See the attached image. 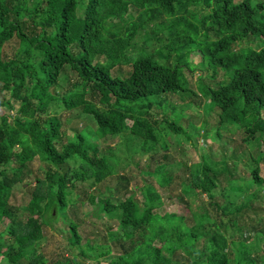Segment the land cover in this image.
I'll return each instance as SVG.
<instances>
[{
	"label": "trees",
	"instance_id": "trees-1",
	"mask_svg": "<svg viewBox=\"0 0 264 264\" xmlns=\"http://www.w3.org/2000/svg\"><path fill=\"white\" fill-rule=\"evenodd\" d=\"M198 18L197 24L192 22ZM139 32L144 33L146 45L160 34L165 43L149 53L138 49L128 55ZM203 33L219 36L214 48L205 51L211 54L214 69L225 67V82L211 87L200 77V96L208 97L215 108L219 130L227 122L236 124L239 127L233 131H240L244 147L250 151L255 147L250 180L245 185L229 172L234 166L229 160L212 161L221 166V170H213L209 154L186 166V178L173 176L167 155H161L165 161H154V150H168L163 123L170 131L187 135L160 108L162 99L166 105L173 98L188 105L181 97L189 90L181 67L189 70V63L182 53L175 54V65H161L152 56L167 52L170 59L175 45L195 42ZM247 39L264 42L262 2L0 0V216L9 221L3 251L8 263L48 264L41 253L43 226L52 228L60 216L67 219L76 204V195L71 197L76 182L97 188L114 177L124 161L117 153L101 156L85 131L65 141L62 120L54 110L59 105L92 116L98 135L122 139L127 156L145 153L150 163L141 167L142 172L162 187L170 189L177 183L182 195L189 198L184 207L190 215L161 213L164 199L149 183L140 184L142 199L124 184L129 195L116 205L112 195L90 198L92 203L100 202L108 216L120 217L119 230H111L103 242L94 238L82 246L69 220L68 239L79 247V254L52 264H83L86 258L107 260L99 264H264V258L255 253L264 243V217L252 219L264 210V176L260 175L264 161V47L241 46ZM234 44L239 47L233 49ZM224 50L231 53L214 54ZM68 69L75 74L78 89L60 95L59 82ZM218 133L220 141L224 136ZM227 146L231 148L230 143ZM35 158L47 164L45 175L33 178L28 203L14 208L9 204L13 186L25 181L30 185L26 178L31 172L23 171ZM69 161H79L78 168L61 173L60 167ZM226 173L231 197L217 202L213 191L220 188ZM119 179L127 180L125 175ZM200 194L209 203L201 202ZM108 241L123 252L108 257ZM126 241L131 248H125Z\"/></svg>",
	"mask_w": 264,
	"mask_h": 264
},
{
	"label": "rangeland",
	"instance_id": "rangeland-1",
	"mask_svg": "<svg viewBox=\"0 0 264 264\" xmlns=\"http://www.w3.org/2000/svg\"><path fill=\"white\" fill-rule=\"evenodd\" d=\"M253 2L264 3V0H253ZM133 15L135 16V12H133ZM199 19L200 18L195 19V22L191 21L197 24ZM153 27L155 28L154 25ZM189 34L192 37L195 36L192 31H189ZM143 35V32H139L134 41L135 48L130 49L128 55L134 54L138 49L145 50L147 53L152 52L155 48L163 45L166 40L164 35L160 34L158 36L159 39H151L148 42V45H146ZM215 36L216 33H203L196 38L195 42L186 44L182 43V47L175 45L170 59L169 53L167 54V52H155L152 56L153 60L161 65H175V54L182 53L185 54V60L189 63V67L185 65L189 70H185L184 65L181 67L183 81H187V87L189 89L187 92L182 93L181 97L189 102L188 105L184 107L186 105L185 101L179 99L177 102L174 98L167 100L169 103L166 105V103H164L166 99H162L163 105L162 108H160V110L169 116L168 121L174 123L178 127H182L187 135L183 133L176 134L168 129V124L163 123L161 128L166 131L165 141L168 144V150L164 151L160 147H158L157 150H154V161H165L163 156L167 155V159L171 162L172 169L170 168V172L173 176L178 175L181 178H186L189 177V172L186 166L190 167L196 164L201 155L209 154L210 161L208 160V164L213 170L219 171L221 170V166H216L217 163H213L212 161L222 159L229 160L231 163H229L230 165L234 163L233 169L232 166H230L232 171L230 170L229 172L232 173V176L239 177L240 182L245 185L248 184L250 180V159L251 155H253L252 151H255V147L252 148L251 151L249 148L244 147L241 142L242 134L240 131H233L239 127L236 126V124L232 123L233 125H230L228 124L229 122H227L225 127H220V129L224 127L223 129H218L217 125L219 119L217 118L216 110L210 103H208V97L204 98L200 96L198 89V79L200 77L203 79H201V81L207 82L211 87H216L225 82L222 80L224 78L223 73L225 72V67L214 69V67L210 65L211 54L208 51H205L206 48H214V42L219 37ZM243 44L244 46H249L254 49L264 47V42L261 40L254 41L249 39L248 41H242L240 43L241 46H243ZM237 47L239 46L235 44L233 45V49H236ZM203 50L204 53L202 52ZM225 53H231V51H217L214 54L220 56ZM206 69L210 70L211 73ZM214 71L219 72L215 75ZM59 83L60 87L58 88V94L60 95L78 89L75 86V74L69 69L61 77ZM214 84H216V86ZM54 110L56 111L57 116L62 120V132L66 139L65 141H72L76 134L85 131L84 133L90 137V142L95 143L98 146L101 156L117 153L124 161H121L120 166L116 168V174L114 177L108 178L97 188L92 187L88 183L76 182L75 188L72 190L71 194V197L73 198L76 195V204L70 211H68V214L66 215L67 219L60 216L52 228L49 226H43L44 237L41 243V253L46 258L48 264L56 263L58 261L62 262L64 258L73 257L79 254V247H73L68 239L69 220L71 221V224L76 227L82 246H84L86 240L92 242L94 238L100 239L99 241L103 242V240L107 238V234H110L111 230L112 232L113 230H119L117 221L120 217L117 215L108 216L103 210V205L97 201L96 203H92L90 198L91 196H96L101 199H106L112 195L111 199L116 205L129 195V193L125 191V188H123L124 184H128L129 188L136 192L137 198L142 199L144 193L140 191V184L144 182H146V184L149 183V185L153 186V189L160 193L164 199V205L160 210L161 213L172 212L178 213L182 216L190 215L189 211L184 207V203L187 202L189 198L184 194V196L182 195L177 183H174L170 189L162 187L156 182V179L153 176H149L142 172L141 167L145 168V164L150 163L146 159L145 153L136 152L127 156L124 151L127 148L125 149L124 147V150L122 148V143L124 142L122 139L109 135L101 138L97 133L98 126L96 121L92 116L84 113L82 109L67 111L58 105ZM219 131L220 135L224 136V138L221 137L222 141L218 140ZM229 143L231 148L230 146H227ZM116 149H119V151H116ZM161 155L163 156L161 157ZM78 166L79 161H69L68 164L61 166L59 171L61 173H72V171L77 169ZM46 168L47 164L39 161L38 158H35L34 161L27 165V168L25 169L26 171L24 170L25 172L23 171V173H26L27 171L31 172L26 178L30 185L25 184L26 181L24 180L25 183H18L13 186L9 200V204L12 207L21 208L28 203L34 185L33 178H43ZM260 168V175L264 176V161H261ZM121 175H125L127 180L121 182L122 179H119ZM223 177L224 178L220 182V188L213 191L216 199L215 201L217 202H223V200L226 202L227 198L231 197L228 192L230 188L227 184V173ZM69 186L70 184H68V190L70 189ZM223 189H225V191L221 194V190ZM248 190L252 191L250 187ZM200 198L199 200L204 203H209L210 201L208 197L201 194ZM261 198V203L264 205V196H261ZM180 199H183L182 203L179 202ZM140 201L143 202V200ZM258 217H264V210L259 213L257 217L253 216L252 219L254 220ZM8 225L9 221L0 216V264H9L3 257V251L5 250L4 243L7 238L6 229ZM229 233L230 231H228V234ZM135 239L137 238L135 237ZM108 242L110 243L109 245H111V255L108 257H117L118 253L123 252L121 247L119 248L118 246H115L111 241ZM123 245L125 248H131L129 247L131 246L130 242L127 243L126 241ZM255 253L264 258V243L255 249ZM83 260V264H99V261L100 263L102 261L103 263L107 262V260L103 259L96 261V259L86 258Z\"/></svg>",
	"mask_w": 264,
	"mask_h": 264
}]
</instances>
